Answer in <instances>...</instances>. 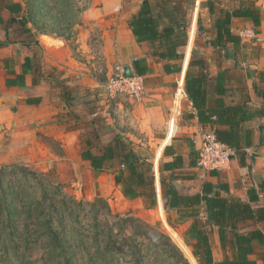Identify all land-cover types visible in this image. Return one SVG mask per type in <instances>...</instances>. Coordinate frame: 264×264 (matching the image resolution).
I'll return each instance as SVG.
<instances>
[{
  "label": "crops",
  "instance_id": "crops-1",
  "mask_svg": "<svg viewBox=\"0 0 264 264\" xmlns=\"http://www.w3.org/2000/svg\"><path fill=\"white\" fill-rule=\"evenodd\" d=\"M12 1L22 5L19 16H13L16 19L26 16L25 0ZM148 1L154 16L160 21V27L168 23L169 17L188 25L185 26V33L181 31L184 44L176 47L179 58L167 60L152 56L159 46L158 41L136 42L127 20L138 10L141 0H98L94 8L83 11L81 23L84 25L74 24L75 31L79 28L76 35L83 34L85 25L90 30L99 29L114 73L118 69L124 71L125 67L130 69L134 58L147 59L149 71L144 75V97L139 101L124 97L110 101L98 96L103 83L94 73L80 69L78 60L69 54L58 56L60 51L65 50L63 37L47 32L37 34L29 22V32H25L16 21L8 24L10 13L3 8L0 0V134L7 136V142L1 145L9 151L8 154L20 160L27 158L39 170L55 168L59 181L73 186L72 190L79 194L83 195L87 187L91 188L88 199L106 198L114 193L121 199L129 200L115 184L109 169L110 162L105 161L102 168L94 169L81 158V153L87 149L93 154H101L103 145L118 135L153 163L155 207L164 224L171 228L163 212L158 172L160 161H171L175 155L182 156L183 166L164 170L163 176L183 195L200 193L205 181L213 184L224 182L229 186L231 195L247 200V189L264 178V100L258 93L264 89V0L256 2L262 16L260 26L253 27L249 19L240 17L233 18L227 25L237 35L252 31L255 38L253 44L257 46L254 52L244 51L250 46L247 43L249 39L246 41L240 35L241 45L237 52L231 43H227L226 49L222 50L208 42L214 39L217 21L224 16L221 10L236 8L238 0ZM198 17L203 34L198 33ZM49 49H55L53 55H49ZM191 60L199 61L203 67H189ZM177 66H180L179 71ZM189 68L190 75L202 79L204 109L216 111L221 107L218 103L221 100L224 105L242 109L236 114L237 118L251 116L250 120H243L239 125V134L253 141V146L249 148L255 153L251 172L239 165L235 153L229 167L216 171L215 175L189 165L190 150L194 148L197 151L200 127L217 126L198 121L196 109L185 92V75ZM218 77L223 81L224 94L217 91ZM177 85L184 94L178 103H174L173 93ZM261 136L263 144L259 145ZM165 147L171 154L163 156ZM144 148L149 152L145 154ZM134 200L147 210L154 207L149 206L146 198L138 197L131 201ZM262 205L263 199L251 203L252 207ZM182 213L172 211L170 216L176 215L179 225L187 230L192 218L181 223ZM199 219L206 221L203 203L199 208ZM202 226L210 237L212 257L217 264L224 258L217 227ZM239 226L240 232L259 229L264 234V221L247 220ZM171 232L177 234L173 229ZM256 248L259 252L263 249L258 245ZM249 258L255 259L256 264H264L255 254ZM194 263L198 264L195 258Z\"/></svg>",
  "mask_w": 264,
  "mask_h": 264
},
{
  "label": "trees",
  "instance_id": "trees-1",
  "mask_svg": "<svg viewBox=\"0 0 264 264\" xmlns=\"http://www.w3.org/2000/svg\"><path fill=\"white\" fill-rule=\"evenodd\" d=\"M257 1L238 0L236 8L226 11L221 10L224 16L221 20L217 21L214 39L208 42L212 46L219 47L222 50L226 49L227 43H231L234 48L233 50L237 52L241 45V37L233 33L227 25L230 24L233 18L240 17L249 19L253 27L260 26L262 16L260 9L256 5ZM2 3L3 8L10 13L7 23L10 24L16 21L23 27L25 32H29L30 28L27 27V17L21 16L19 19H16L13 16V14L19 16L22 11V5L12 0H2ZM210 9L211 7L209 6V11L212 10ZM127 24L137 43L144 41L159 42V46L152 52V56L167 60L179 58L176 47L184 44L183 33H185L186 25L178 23L176 18L169 17L168 23L160 27V21L154 16L149 1L141 0L138 10L127 20ZM197 24L198 33L203 34L200 17H198ZM51 33L65 38L62 33L57 31H52ZM234 62H238V60H234ZM190 66L203 67L199 61L192 60L189 63ZM165 70L168 71L166 67ZM176 70L179 71L180 66H177ZM130 71L132 74L144 76L149 71L146 57L137 58L131 66ZM190 74L189 68L185 75V92L196 109L198 121L202 124H216L217 126L212 129L217 139L233 148L239 165L247 167L248 171L251 172L253 170L255 153L250 152L249 148L253 146V141L251 138H245L239 134L240 122L250 120L251 116L246 115L237 118L236 114L241 112L242 109L235 105H224L221 100L218 101L221 107L216 109V111L204 109L202 79L200 76L193 77ZM216 84L218 93L224 94L225 88L220 77H218ZM258 93L264 100V89L263 91H258ZM258 143L259 145L263 144L262 136L259 138ZM103 147L104 151L101 154H93L90 149H87L81 153V158L87 160L89 165L94 169L102 168L105 161L110 162L109 169L114 175L115 184L120 186L123 196L129 200L143 197L149 201L150 207L154 206L156 196L154 186L155 176L153 163L148 160V157L144 156L140 151L134 150L130 143L118 135L108 140ZM168 154L171 153H168V148L165 147L163 156ZM196 162L197 151L192 148L189 152V165L196 166ZM182 166L183 159L181 155H175L171 161H160L159 163L158 172L163 209L167 214L169 225H173L170 216V212L172 211L183 212L180 215L182 217L180 219L181 223L188 220V218H192V223L185 233V236L190 240L188 242L184 237L183 240L198 264H215L212 257L210 237L202 224L217 227L220 245L224 251V258L217 264H256L255 259L249 258L250 255L254 254L259 256V259L264 263V234L259 229H251L246 232L239 231V224L243 221H264V205L259 207L251 206L252 202H258L260 199L264 200V178L258 179L253 187L247 189V200L231 195L229 186L224 182L213 184L205 181L202 184L200 193L183 195L178 193L174 185L166 181L163 176L164 170H174ZM4 173L5 168L0 169V215H4L2 227L7 228L12 234L16 233L18 219L15 214L20 208L19 203H15L14 199L17 196L16 187L12 190L11 182L9 185L4 183ZM209 174L215 175L216 171H209ZM171 179H174V176H171ZM223 193L226 195H223ZM9 198L13 199L10 200ZM20 201L22 202L21 198L18 199V202ZM202 203L206 214V221L204 222L199 219V208ZM27 206V211L30 214L26 218V223L24 219L23 222L19 219L21 226L23 224L26 227L36 226L40 228L42 235L47 236L55 256H60L64 259L68 258V251H71L70 243L66 235L53 226V221H58L57 215L64 216V213L57 211L56 215L52 217L50 211H45V207L39 203H32ZM183 208L187 210L182 211ZM70 215L71 213H69ZM130 220L126 218L121 221L127 223ZM70 221L72 220L69 219L68 222ZM135 234L137 236L143 235L138 229ZM114 236L116 235L113 234V231L109 227L102 228L98 225L93 239L96 241V244L104 243L101 252L107 254L113 250L111 239ZM256 245L263 248L262 251L259 252ZM133 247H136V245H133ZM97 249L100 251V245L97 246ZM130 250L131 252L134 251V249ZM133 260L138 263L139 258L133 256ZM65 262H68V260H65ZM186 264L188 263L186 262Z\"/></svg>",
  "mask_w": 264,
  "mask_h": 264
},
{
  "label": "rangeland",
  "instance_id": "rangeland-1",
  "mask_svg": "<svg viewBox=\"0 0 264 264\" xmlns=\"http://www.w3.org/2000/svg\"><path fill=\"white\" fill-rule=\"evenodd\" d=\"M25 2L26 17L37 34L57 31L65 36V50L60 51L58 56L69 54L75 57L80 69L94 73L102 83L114 74L106 57L99 29L90 30L85 25L86 30L83 29L82 35H76L79 28L76 31L74 29L75 22L83 24V11L94 8L98 5V0ZM243 38L246 41L249 39L247 43L250 44L244 51L257 50V46L253 44L254 33ZM54 50L49 49V55H53ZM6 137V134H0V169L5 168L4 183L9 185L11 182L12 190L16 187L17 196L14 199L15 203H19L20 209L15 214L18 219L16 233L11 234L7 228L2 227L4 215H0V264H195L190 249L183 240V237L188 242L190 240L185 236V226L179 225L176 215H172L173 225L169 226L177 234L164 224L155 205L147 210L139 202L121 199L114 193L106 198L88 199V190L91 188L87 187L83 195L79 194L72 190L73 186L59 181L55 168L39 170L27 158L20 160L19 157L8 154L9 151L4 150L1 145L7 142ZM143 152L146 154L149 150L144 148ZM20 198L22 202H18ZM32 203L44 206L52 217L57 211L64 213V216L57 215L58 221L54 220L53 226L66 235L70 243L68 258L55 256L47 236L42 235L40 228L26 227L23 224L21 226L19 219L22 222L24 219L26 223L30 214L27 205ZM164 216L167 221L165 212ZM126 218L131 220L123 223L121 220ZM69 219L72 221L68 222ZM98 225L102 228L109 227L116 235L111 239L113 250L107 254L101 252L104 243L96 244L93 239ZM137 229L143 235L137 236ZM98 245L100 251L97 249ZM130 249L134 251L131 252ZM133 256L139 258L138 263L133 260Z\"/></svg>",
  "mask_w": 264,
  "mask_h": 264
},
{
  "label": "built area",
  "instance_id": "built-area-1",
  "mask_svg": "<svg viewBox=\"0 0 264 264\" xmlns=\"http://www.w3.org/2000/svg\"><path fill=\"white\" fill-rule=\"evenodd\" d=\"M248 33L240 32L241 37L248 36ZM136 58H134V61ZM146 84L144 76L130 74L126 76L123 69H118L103 82L98 96L114 101L124 97L132 101H139L145 95ZM182 88L177 85L173 93V102L178 103L183 97ZM234 149L219 141L212 128L201 126L198 131L197 162L196 168L202 172L211 170L220 171L229 167ZM123 167V166H121Z\"/></svg>",
  "mask_w": 264,
  "mask_h": 264
},
{
  "label": "water",
  "instance_id": "water-1",
  "mask_svg": "<svg viewBox=\"0 0 264 264\" xmlns=\"http://www.w3.org/2000/svg\"><path fill=\"white\" fill-rule=\"evenodd\" d=\"M124 74H125L126 76H129V75L131 74V71H130V69H129L128 67H125V68H124Z\"/></svg>",
  "mask_w": 264,
  "mask_h": 264
}]
</instances>
